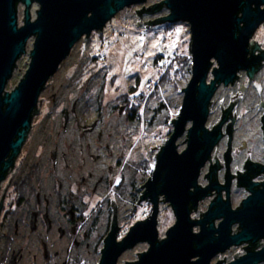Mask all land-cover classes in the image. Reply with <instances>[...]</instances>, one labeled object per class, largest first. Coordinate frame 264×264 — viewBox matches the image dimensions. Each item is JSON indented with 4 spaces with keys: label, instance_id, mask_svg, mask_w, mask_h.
<instances>
[{
    "label": "flooded vegetation",
    "instance_id": "obj_1",
    "mask_svg": "<svg viewBox=\"0 0 264 264\" xmlns=\"http://www.w3.org/2000/svg\"><path fill=\"white\" fill-rule=\"evenodd\" d=\"M163 1L146 0L132 7L137 8L139 20L148 18L152 24L169 14ZM166 8L167 12L162 13ZM37 9L38 5L33 3L32 16ZM19 24L22 25L20 21ZM262 27L264 23L258 30ZM249 48V56L260 57L254 78H250L247 70H239L230 83H216L209 106L208 121L210 118L212 121L211 125L207 121L206 126L213 130L223 122L221 137L201 170L198 184L205 188L216 181L220 189L208 191L196 206L190 203V220L194 222L205 217L219 196L223 200L220 204L228 202L230 211L242 208L244 200L252 195V190L242 181L256 183V189L264 188V31L258 40L251 38ZM27 54L30 56L28 45L9 81ZM212 63L208 82L214 79L213 71L219 67L215 58ZM52 77L45 83L39 98L42 105L32 115L24 142L16 154L11 152L5 158L11 159V164L3 170L0 181V264H100L105 237L115 220L121 241L134 225L147 221L154 213L153 201L148 195L143 198L145 185L153 173L146 169L140 176L127 171L124 159L129 143L125 134L120 133L116 124L105 122L100 111L90 117L88 107L79 99L71 105L56 106L58 96L53 92V105L47 107L49 100L42 95L47 92ZM118 111L126 121H137V112L126 111L124 106H119ZM213 168L216 174L212 180L208 174ZM125 191L128 195L121 205L118 197ZM166 210L173 220L162 229ZM223 220L224 217H216L206 227L212 223L219 228ZM176 221L172 205L161 194L156 224L159 242L168 238L167 231ZM241 230L239 221L232 222L230 236ZM201 231L200 224L192 228L195 234ZM214 236L219 237L220 232ZM228 243L215 252L210 264L238 262L249 252L262 250L264 236L255 241ZM138 247L141 249L136 250ZM150 247L148 240L139 241L120 257L133 251L134 256L125 262L136 263ZM199 257L193 255L190 261L195 262ZM255 264H264V260Z\"/></svg>",
    "mask_w": 264,
    "mask_h": 264
},
{
    "label": "water",
    "instance_id": "obj_2",
    "mask_svg": "<svg viewBox=\"0 0 264 264\" xmlns=\"http://www.w3.org/2000/svg\"><path fill=\"white\" fill-rule=\"evenodd\" d=\"M145 1L0 0V181L3 170L11 164V159L5 158L11 152H18L31 127L32 115L42 105L39 98L45 83L76 43L83 37L84 41L88 40L93 31H103L118 12ZM33 3L38 5L35 18L31 11ZM163 3L169 14L158 22L184 21L190 26L192 76L182 88L184 97L177 118L172 119L173 132L164 145L152 147L160 151L154 156L157 157L155 169L145 185L143 198L148 195L153 201V216L134 225L121 241L115 220L105 237L100 264H118L125 250L144 240L150 242V249L141 254L138 262L124 264H210L215 252L228 246L229 241H255L264 236V188L256 189V183L242 181L252 190L242 208L230 211L229 203L220 204L223 200L219 196L203 219L190 220V203L196 206L208 191L220 189L216 181L205 188L198 184L201 170L221 137L223 122L213 130L206 126L216 83H230L239 70H247L250 78H254L260 57L249 56L248 52L251 38L264 23V0H164ZM21 4L24 5L22 25L18 12ZM141 23L138 20L136 24ZM145 23L146 27L151 25L149 21ZM31 39L34 42L29 66L18 85L8 90L7 83L17 60L27 52ZM214 58L219 67L213 71L214 79L208 82ZM185 133L187 147L180 151L177 141ZM215 174L213 168L208 176L213 180ZM161 194L172 205L177 221L168 229V238L159 242L156 224ZM216 217H224L219 228L212 223L206 227ZM234 221L241 223L242 230L230 236ZM195 224L202 226L198 234L192 232ZM215 232H220V236L215 237ZM193 255L200 257L191 262ZM261 260H264V248L230 264H255Z\"/></svg>",
    "mask_w": 264,
    "mask_h": 264
},
{
    "label": "rangeland",
    "instance_id": "obj_3",
    "mask_svg": "<svg viewBox=\"0 0 264 264\" xmlns=\"http://www.w3.org/2000/svg\"><path fill=\"white\" fill-rule=\"evenodd\" d=\"M136 9L132 6L125 8L103 31H95L88 40L84 41L85 37L79 40L42 96L49 100L45 104L47 107L53 105L54 92L58 96L56 106L71 105L79 99L83 106L88 107L90 117L95 111H100L104 121L116 124L128 139L129 150L124 159L127 171L142 176L146 169L148 173L153 172L156 164L157 157L154 156L160 148L152 147L164 145L174 130L172 119L177 118L182 105V88L187 86L192 76V54L187 22L154 23L146 27L145 21L149 20L145 18L137 25ZM19 10L22 24L24 7L20 6ZM165 12L167 8L162 13ZM33 17H36V11ZM263 31L262 27L255 33V40ZM33 42L34 39L28 42V52ZM29 60L27 54L20 61L15 76L8 83V90L18 84ZM119 106H124L126 111L137 112V121H126L124 116L120 117ZM211 121L212 118L209 125ZM185 139L186 134L178 138L180 151L187 147ZM120 195L122 197L118 200L123 205L127 191ZM163 212L162 229L173 220L169 210ZM133 256L134 252L128 251L118 262L123 263Z\"/></svg>",
    "mask_w": 264,
    "mask_h": 264
},
{
    "label": "bare ground",
    "instance_id": "obj_4",
    "mask_svg": "<svg viewBox=\"0 0 264 264\" xmlns=\"http://www.w3.org/2000/svg\"><path fill=\"white\" fill-rule=\"evenodd\" d=\"M155 165V164H154ZM153 165V170L155 169V166Z\"/></svg>",
    "mask_w": 264,
    "mask_h": 264
}]
</instances>
